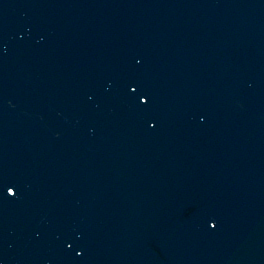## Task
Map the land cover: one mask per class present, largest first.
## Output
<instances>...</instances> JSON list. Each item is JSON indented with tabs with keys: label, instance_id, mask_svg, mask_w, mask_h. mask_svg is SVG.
<instances>
[{
	"label": "water",
	"instance_id": "water-1",
	"mask_svg": "<svg viewBox=\"0 0 264 264\" xmlns=\"http://www.w3.org/2000/svg\"><path fill=\"white\" fill-rule=\"evenodd\" d=\"M0 264H264V0H0Z\"/></svg>",
	"mask_w": 264,
	"mask_h": 264
}]
</instances>
